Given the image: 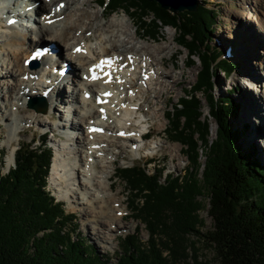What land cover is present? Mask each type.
I'll return each instance as SVG.
<instances>
[{"label": "trees", "instance_id": "16d2710c", "mask_svg": "<svg viewBox=\"0 0 264 264\" xmlns=\"http://www.w3.org/2000/svg\"><path fill=\"white\" fill-rule=\"evenodd\" d=\"M98 2L110 15L131 11L138 30L154 39L160 28L173 26L178 42L188 49L187 66L194 65L193 56L199 57L195 84L166 114L168 136L185 147L189 166L184 174L164 167L150 172L147 164L118 169L117 177L134 197L129 209L145 225L149 238L143 241L141 228H136L122 240L113 263L80 236L76 215L48 190L54 154L45 140L48 134L37 146L19 143L15 165L8 172L3 171L5 152L0 149V264H190L185 236L202 223L199 197L205 192L214 224L206 237L221 262L264 264V164L255 148L243 147L248 125L233 128L231 117L239 106L230 95L233 89H227L224 98L214 91L219 71L232 76L239 68L212 44L219 10L204 1L196 11L179 13L156 1ZM199 93L208 103L209 116H204ZM210 119L219 125L213 141Z\"/></svg>", "mask_w": 264, "mask_h": 264}, {"label": "bare ground", "instance_id": "6f19581e", "mask_svg": "<svg viewBox=\"0 0 264 264\" xmlns=\"http://www.w3.org/2000/svg\"><path fill=\"white\" fill-rule=\"evenodd\" d=\"M95 1L84 0V4L92 7ZM38 2L0 0V41L5 42L4 50L0 49V87L8 100L4 105L0 103V108H5L0 119L11 122L10 129L5 127L8 134L3 140V144L10 148L5 164L15 161L19 141L16 136L21 132V123L52 127V131L60 127L64 133L69 132L65 140L56 144L51 184L69 200L72 208L78 206L94 224L91 231L96 237L102 238L104 234L107 238V234L114 227L118 228V221L124 220L126 215L122 200L111 185L115 157L129 149L132 153L139 148L153 153L159 147L161 150L168 148L174 156L175 149L181 150L174 144H160L151 137L145 140L143 132L148 130L149 120L160 118L154 107L162 93L174 87L167 86L164 80L177 83L184 74L182 71L176 78L172 73L174 69L166 68L164 54L173 51L172 41L155 44L137 41L141 37L132 30L133 23L125 17L115 15L102 21L100 13L103 16L106 11L85 10L80 7V0H44L37 5ZM240 3L246 11L245 18L255 21L264 33V0H255L254 4L250 0H241ZM249 8L254 14L249 12ZM42 11L47 15L40 13ZM39 13L41 18L37 17ZM11 18L34 21L36 25L33 27L25 23V29L38 36L19 33L9 24ZM90 33L97 40L95 45L87 44L94 40ZM45 41L56 42L67 51L70 67L67 76L74 84L70 95H62L65 84L62 86L64 77L59 72L66 67V61H60L62 53H55L56 47L49 48ZM37 47L47 48L43 55H36L42 65L40 68L29 67L27 58ZM53 57L52 65L49 61ZM259 64L264 71L263 58ZM244 81L246 88L260 94L258 102L253 103L263 105L264 85L260 89L248 79ZM45 93L49 106L55 101L59 103L58 108L65 104L63 113L66 114H63L62 122L49 121L39 110H28L25 98L31 100L30 95L43 96ZM151 100L155 102L153 110L147 108ZM255 109L253 118L258 119L260 112L258 107ZM71 113L75 117H68ZM163 126L160 123L157 134ZM76 130H80V134L73 135Z\"/></svg>", "mask_w": 264, "mask_h": 264}, {"label": "rangeland", "instance_id": "374dc122", "mask_svg": "<svg viewBox=\"0 0 264 264\" xmlns=\"http://www.w3.org/2000/svg\"><path fill=\"white\" fill-rule=\"evenodd\" d=\"M44 0H39L37 5H40L41 2ZM48 0H45V2ZM98 1V0H97ZM93 4L92 7H90L88 4H84V0H80V7H82L85 10L91 11V10H99L103 9L105 12V15L101 16L100 18L102 21H106L110 19L111 17L118 15L120 17H125L126 20H129L133 23L132 30L135 32L137 31L138 37L137 41H147L149 44H155L157 42H163L164 40L172 41V47H174L173 51L167 52L165 55V62H166V68L168 70L174 69L172 72L173 75L178 78L181 75V72L183 71L184 77L179 78V82L175 83L173 81H166L164 80V83L173 88L169 90H165L162 93V96L158 99L159 102L156 103L155 109L157 108L158 115L160 116L159 119L149 120V123L147 124L148 128L152 131L151 140H155L158 143L162 144V142H167L169 144H174L181 148L180 152H178L177 149H175L174 154L170 152L168 148H164L161 150V147L151 153V150H144V148L140 149L139 151H134L133 153L129 150L126 152L119 154L115 157L116 162L115 165H112L111 170L114 172L112 175V188L115 190L119 199L122 200V207L124 210V213H126L124 220H119V227H114L113 230H111V233H108L107 231V238H104V234H102V238L96 237L92 233V224L87 217H85L82 212L80 211L79 207L72 208L70 206V202L67 198H64L60 195L58 190L56 189V186L51 184L50 175L52 171H50L49 179H48V190L51 192L53 196L58 201H61L65 204V208L67 212L74 213L77 217L75 220L77 223V229L78 233L81 237L85 239V241L89 244H91L94 249L102 256H107L111 258L112 262H116V255L121 250V243L122 240L125 238V236L132 234L136 228H141L140 230V237L143 241L147 240L149 238V233L147 229L145 228L144 224H141L138 220H136L135 216L132 214L131 210L129 209V203L131 202V206H134V202H132V199L134 198L133 195L129 194V187L126 184V182L120 178L117 177V171L120 168H123L125 166L131 165V164H147V169L152 172L153 169L157 168L160 169L164 167L166 169V172H173L174 174H184L185 170L189 166V160L186 155L185 147L176 141H173L168 136V133L166 131L167 127L169 126V121L167 119L166 114L169 112V110L172 109L173 103L176 104L179 102V98L183 95H185V92L189 91L191 86L195 84L197 80V73L198 70L201 68V63L198 56H193L194 65L192 67H188L186 62L188 60V49L184 47L183 45L178 42L179 34L176 32L175 28L173 26H165L160 28L159 34L157 38H152L150 36H147L143 31L138 30V23H137V16L134 18L131 16V11L129 13L125 12L124 10H121L119 12L113 13L112 15L108 14V9L101 6L99 3ZM149 1V0H148ZM206 2L210 7H214L219 10V16L217 17V25H216V31L212 35V44L217 47V49L222 50L221 57L234 61L239 64V68L236 70L235 73H233L232 76H226L224 75V72H218V74L215 75V86L214 91L216 93V96L219 97H226L227 95V89H233V94H230L231 97H233L237 103L239 104L237 114L233 117H231V121L233 123V128L240 129L243 127L244 124L248 125V131L246 134H242V142L244 149L246 148H254L256 149V152H258L257 158L263 162L264 164V104L261 103L257 105L258 99L260 98V94L255 93L252 90H249L246 88V85H244V80L248 79L254 86L259 85L258 87L260 89H263L264 85V71L262 70V66L259 64L262 58L264 59V33L262 29L259 27V25L253 21L248 20L245 18L246 11H244V7L240 5L241 0H200ZM251 3L254 4L255 0H250ZM151 2V1H150ZM15 9L16 4L13 6ZM49 7H47V11L49 10ZM51 8L54 9V7L51 6ZM31 9V8H29ZM252 9V8H251ZM169 10V9H167ZM31 11V10H30ZM171 11V10H170ZM35 12V11H34ZM173 12V11H172ZM249 12L254 14L253 10H250ZM40 13H43L44 15H47L46 11H42ZM40 13L37 15L38 18H41L42 14ZM131 14V15H130ZM1 20V18H0ZM13 20V19H11ZM14 21V20H13ZM24 23H28L31 26H35L34 21H28L27 19H23ZM11 26L15 27V30L19 33H23L22 31L25 30V33H29L34 37L33 32L31 30H26L25 28L20 29V24L18 23H9ZM16 26L18 28H16ZM28 27V26H27ZM92 35V39H94L92 42H87V44L92 43V45H95L96 38L93 36V33H90ZM47 37V35L45 36ZM174 38V40H173ZM32 39V38H31ZM72 41V40H71ZM55 43V46L57 47L56 50L58 53H62L59 57L60 61H63V63L66 61L68 62L67 58V51L63 47L60 48V44L56 42H49L45 41V44H53ZM42 46V45H41ZM131 44H129V47ZM43 47V46H42ZM5 48V42L0 41V49L4 50ZM64 52V53H63ZM256 52V53H254ZM123 56V54H121ZM25 56V54H24ZM29 60V57L27 58ZM33 63L36 65L37 63L33 61ZM42 65V63H41ZM68 65V64H67ZM69 66V65H68ZM176 67V68H175ZM28 68V65H27ZM38 68V66L34 67ZM40 68V66H39ZM1 74V73H0ZM2 80V77L0 76V81ZM72 80L68 79V76L65 77L62 81V86L65 87L62 88L63 94L62 95H70V90L74 86V84H68V82ZM262 85V87H261ZM236 87H240L238 91H235ZM59 89V88H58ZM36 92V91H35ZM263 95V93H262ZM31 100H27L26 106L28 110L30 108L35 109L38 111L36 107L31 106V102L33 100H36L40 97L47 98V94L44 96H40L38 94H32ZM153 96V95H152ZM199 96L203 103V111L204 116L208 115L209 107L207 106V103L205 101V98L202 97L201 93H199ZM262 98V96H261ZM254 99V101H252ZM154 99V101H158ZM14 101H17L16 99ZM152 103L147 108L152 109V105L155 103L153 100H151ZM57 102V103H56ZM0 103L4 105L5 103H8V100L6 99L5 93L2 91L0 87ZM58 101H55V103L51 106L49 104L47 105V112H43L44 115L47 116V119L49 121H57L62 122V116L63 114V108L65 104H63L60 108ZM256 107H258L257 110H259L260 114H258V119L253 118ZM5 108H0V115H2ZM153 110V109H152ZM40 111V110H39ZM23 113H26V111H23ZM66 114V113H65ZM68 117L73 118L75 117L74 114H70ZM75 119V118H74ZM261 120V122H259ZM160 123H163V127L158 132V127ZM11 122L8 121V119L1 120L0 119V149L5 152V161L7 160V156L9 153V146L3 144V140L5 139V134H8V131L5 130V127L7 129H10L9 125ZM21 132L19 133L18 137L19 141L16 144V149L19 147V143L23 142H34V146H37L40 144L39 138H42L45 134H48L47 137H45V140L48 142V145L53 147L54 154L55 155V147L56 144L58 145V141L65 140L67 135H69V132L64 133V129L60 127H56L54 131H52V127H40L36 126L35 123H21L20 124ZM216 122L211 119L210 120V139H215L217 137L216 134ZM157 129V130H156ZM259 133H258V132ZM53 133V134H52ZM80 134V130H76L73 132V135ZM132 150V149H131ZM255 151V150H254ZM15 159V158H14ZM152 160V161H151ZM151 161V162H150ZM150 162V163H149ZM199 162L202 165L205 163V156L202 154L200 156ZM53 163V160H52ZM11 165V166H10ZM15 165V161L11 164H5V169H9V167H12ZM116 168V169H115ZM202 172V171H200ZM201 178V175H200ZM120 190V191H119ZM206 192L199 197V199L202 201V207L199 211L200 217L202 219V223L196 228V231H190L188 235L185 236V244L188 247V262L190 264H223L219 257L217 256L214 248L210 245V243L207 241V234L213 229V219L208 213V201H207V195H205ZM119 214V213H118ZM87 223H90L87 225ZM92 225V226H91Z\"/></svg>", "mask_w": 264, "mask_h": 264}, {"label": "water", "instance_id": "95a60500", "mask_svg": "<svg viewBox=\"0 0 264 264\" xmlns=\"http://www.w3.org/2000/svg\"><path fill=\"white\" fill-rule=\"evenodd\" d=\"M149 1H156L162 6V8L169 9L175 13L184 12V11L193 12V11H196L200 5V0H149ZM202 97H204V96H202ZM205 101H206V99H205ZM206 103H207V101H206ZM32 104L37 106L41 112L47 111L46 100L43 97H40L36 100H33ZM207 106H208V103H207ZM208 116H209V112H208ZM216 124H217V126H216V134H217V129H218L219 125L217 122H216ZM215 139H213V140H215ZM210 140L213 141L212 139H210ZM207 201H208V207H209V199H207Z\"/></svg>", "mask_w": 264, "mask_h": 264}]
</instances>
